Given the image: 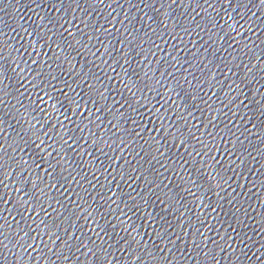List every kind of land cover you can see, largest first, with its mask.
<instances>
[{"label": "water", "instance_id": "water-1", "mask_svg": "<svg viewBox=\"0 0 264 264\" xmlns=\"http://www.w3.org/2000/svg\"><path fill=\"white\" fill-rule=\"evenodd\" d=\"M0 264H264V0H0Z\"/></svg>", "mask_w": 264, "mask_h": 264}]
</instances>
